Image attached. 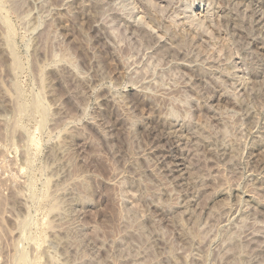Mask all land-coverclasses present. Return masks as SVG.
<instances>
[{
    "label": "rangeland",
    "instance_id": "rangeland-1",
    "mask_svg": "<svg viewBox=\"0 0 264 264\" xmlns=\"http://www.w3.org/2000/svg\"><path fill=\"white\" fill-rule=\"evenodd\" d=\"M0 264H264V0H0Z\"/></svg>",
    "mask_w": 264,
    "mask_h": 264
},
{
    "label": "bare ground",
    "instance_id": "bare-ground-1",
    "mask_svg": "<svg viewBox=\"0 0 264 264\" xmlns=\"http://www.w3.org/2000/svg\"><path fill=\"white\" fill-rule=\"evenodd\" d=\"M156 2V1H155ZM259 3H261V2H259Z\"/></svg>",
    "mask_w": 264,
    "mask_h": 264
}]
</instances>
